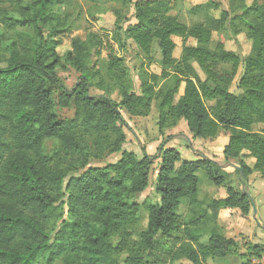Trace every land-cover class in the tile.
<instances>
[{"label": "trees", "instance_id": "trees-1", "mask_svg": "<svg viewBox=\"0 0 264 264\" xmlns=\"http://www.w3.org/2000/svg\"><path fill=\"white\" fill-rule=\"evenodd\" d=\"M106 1L130 6L134 23L124 19L119 26L121 14L112 11L111 34L87 29L60 56L57 49L73 32L59 14L64 0H0V264H207L236 254L238 243L222 234L217 220L222 208L243 216L252 208L246 193L228 186L225 168H233L241 184L264 173V130L252 129L264 125V0L217 18L214 2L197 6L191 14L201 20L191 25L171 15L184 0ZM226 28L250 41L243 61L221 42L211 48L212 34ZM174 38L182 43L179 58ZM127 42L148 65L160 67L159 74L139 68L138 93L117 54ZM63 64L80 74L70 90L55 76ZM234 82L237 94L230 91ZM50 84L62 89L57 103ZM90 89L102 94L90 95ZM114 93L119 102L110 99ZM153 106L160 135L180 121L191 139L214 140L227 132L225 167L202 155L185 160L175 148L160 146L159 201L139 204L134 198L149 186L153 158L122 150V111L145 118ZM57 107L73 108V118H59ZM112 154H119L116 163L87 168L89 158ZM246 158L254 160L252 167ZM198 172L216 187L227 186L226 197L199 200ZM65 197L66 217L58 204ZM183 202L186 217L178 214ZM262 254V247H248L244 264Z\"/></svg>", "mask_w": 264, "mask_h": 264}, {"label": "rangeland", "instance_id": "rangeland-1", "mask_svg": "<svg viewBox=\"0 0 264 264\" xmlns=\"http://www.w3.org/2000/svg\"><path fill=\"white\" fill-rule=\"evenodd\" d=\"M210 2H214L218 6V10L215 11L214 16L217 18L221 11H229L231 8H239L241 5L249 6L252 0H184L182 3L178 5V7L171 12L172 16H176L180 22L191 25L201 20L200 17L194 16L191 14V10L197 6H204ZM3 8L6 10L12 11L13 8L11 4L4 3ZM101 10L106 11L103 15L101 14ZM112 11H119L121 14V21L118 23L119 26H125L126 24L123 22L124 19L131 18V8L130 6L123 7L120 3L111 4L106 0H99L98 3L92 4L87 0H64V4L59 8V14L62 20H66L69 24H71L73 28V32L71 35L64 37L62 40V45L57 49V52L60 56H62L65 52L70 50V39L78 36L80 38L85 37L86 30L88 29L91 32H99V33H109L114 30L116 17L113 15ZM14 13H17L13 11ZM240 13L239 11H235V14ZM96 15L95 20L90 18V15ZM133 21V19H131ZM21 33L30 34V30H20ZM176 44V49L174 50V57L179 58L181 53V40L178 38L173 39ZM221 42L224 44L225 48L231 50L237 54L241 61L245 59V57L249 54L251 43L245 37V35L241 34L236 37L232 35L230 30L226 28L225 31L221 33H213L212 34V42L211 48H214L215 44ZM193 44L191 41L188 42V45ZM118 56L122 57L124 60V67L128 69V76L132 81V88L139 92V80H138V72L139 68L142 66L143 69L149 73L159 74L160 67L158 64H147L146 61H143V57L137 48L131 43H126V49L123 51L117 52ZM105 56V53L103 54ZM156 60H159V55L155 56ZM198 75L203 80L204 76L200 72V70L194 65ZM241 70L238 72V76ZM56 78L60 81L61 85L65 89H72L75 85L80 83V74L69 67L68 65L63 64L60 68H57L55 71ZM50 89L52 92V98L55 103L58 102L59 96L62 93V89L58 85L50 84ZM230 91L232 93L237 94L238 90L235 87V82L230 87ZM180 90V94H181ZM90 95L98 96L102 93L100 91L90 89ZM110 99L119 102V98L116 93L110 96ZM208 106H211L212 103L208 102ZM57 114L61 119H71L74 115L73 108H60L57 107ZM122 118L126 124L124 127V133L126 135L125 143L122 146V150L132 152L136 154L138 157L142 155H147L152 159V166L150 167L149 172V186L148 188L141 194L135 196L134 201L142 204L144 202L148 203H157L159 198L155 192V176L157 172V167L159 164V159L156 157L158 153V149L160 146L162 147H173L180 154L182 158L185 160H195L196 155L205 154L206 157L212 158V160L220 159L218 162L222 164V167H225L223 164L222 150L224 146L227 144L228 138L223 130L219 132L218 138L215 140H203V139H191L189 134L187 133L185 123L180 121L177 127L167 130L163 135L158 133L157 129V112L155 106L152 107V111L148 117H130L126 114V112L122 111ZM48 147H51L52 143H47ZM220 154V155H219ZM210 155V156H209ZM215 155V156H214ZM205 157V156H204ZM119 154L106 155L101 159H93L89 158L87 168H103L108 164H114L118 161ZM85 171V170H84ZM84 171H79L78 174L73 175V177H77L82 174ZM226 172H229V181L232 183L234 188L239 192H244L248 194L252 201V213H251V221L247 226H251L252 231L256 236H262L264 239V203L257 202V197L252 193L254 192V188H256L254 178H250L245 181L246 185L241 184L238 176L234 172L233 169L225 168ZM197 176L199 178V200H203L204 198H210L211 194H222L226 192L227 186L216 187L208 180L205 179V176L202 172H198ZM70 178V177H68ZM254 180V181H253ZM258 180V179H257ZM67 180L64 182L62 186V191L65 192ZM260 190L259 192H261ZM264 192V191H262ZM66 197L58 204L62 206L64 211V217H66ZM187 205L183 202L179 209L178 214L186 217L187 216ZM249 213V214H250ZM141 227L144 228L146 226V212L141 210ZM217 220V225L219 227ZM235 228V227H234ZM232 234L235 232L231 230ZM244 241V239H242ZM243 245V244H242ZM214 260V261H213ZM208 259L207 263H216V264H236L247 262L248 258L245 255L237 256L234 258H223V259ZM185 261H180L174 264H186ZM52 264H62L60 260L55 261Z\"/></svg>", "mask_w": 264, "mask_h": 264}, {"label": "crops", "instance_id": "crops-1", "mask_svg": "<svg viewBox=\"0 0 264 264\" xmlns=\"http://www.w3.org/2000/svg\"><path fill=\"white\" fill-rule=\"evenodd\" d=\"M133 1H136V0H133ZM131 11H132V9H131ZM130 19H132V18H130ZM131 23H134V20L131 21ZM252 129L254 132L261 131V130H264V125H255V126H253ZM225 134L228 138V133L225 132ZM217 138H215V139H217ZM194 153H195V158H196L197 157L196 152H194ZM202 156L206 157L205 154H203ZM219 157H220V159H217V160L214 159V161L220 162L221 156H219ZM207 158L212 160V158H210V157H207ZM245 163L249 167H252L254 164V160L251 158H246ZM227 168L230 169V167H227ZM231 169H233V168H231ZM227 173H229V172H227ZM251 177L254 178V180H255L254 186L256 187L253 189L254 192H252V193L257 197V202H259V203L261 202L263 204L264 203V192H262V191H264V173L263 174L253 173L248 179H250ZM228 184H229L228 186L234 187L231 182H228ZM242 184L246 185L245 181H243ZM260 190H262V191L259 192ZM215 192H217V191H215ZM214 193L211 194L209 199L221 200V199L226 197V192H223L221 195L220 194H214ZM251 213H252V208H251ZM251 213L247 216H243L238 209L222 208L219 210V212H218V222L219 223L218 224H219L220 231L222 232V234L227 239L234 240L235 242L238 243V252L234 255H229L225 258H234L237 256L245 255L247 253L248 247H250V246H259V247H262L264 249L263 237L261 235L256 236L254 234V232L252 231L251 226L250 225L247 226L251 221ZM231 230H233L235 233L234 234L230 233ZM263 231H264V229H263ZM242 239H244V241ZM213 261H212V263H207V264H216V263H213ZM236 264H240V263H236Z\"/></svg>", "mask_w": 264, "mask_h": 264}, {"label": "built area", "instance_id": "built-area-1", "mask_svg": "<svg viewBox=\"0 0 264 264\" xmlns=\"http://www.w3.org/2000/svg\"><path fill=\"white\" fill-rule=\"evenodd\" d=\"M248 264H264V254L259 257L252 256L249 258Z\"/></svg>", "mask_w": 264, "mask_h": 264}, {"label": "water", "instance_id": "water-1", "mask_svg": "<svg viewBox=\"0 0 264 264\" xmlns=\"http://www.w3.org/2000/svg\"><path fill=\"white\" fill-rule=\"evenodd\" d=\"M247 196H248V194H247ZM248 199L250 200V202H251V205H252V201H251V199H250V197L248 196Z\"/></svg>", "mask_w": 264, "mask_h": 264}]
</instances>
